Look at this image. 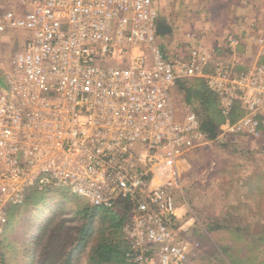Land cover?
<instances>
[{
	"label": "built area",
	"instance_id": "built-area-1",
	"mask_svg": "<svg viewBox=\"0 0 264 264\" xmlns=\"http://www.w3.org/2000/svg\"><path fill=\"white\" fill-rule=\"evenodd\" d=\"M159 20L154 0L0 4V34L25 33L7 69L0 61V245L12 207L59 188L126 213L128 264H219L195 238L184 159L212 142H264V62L238 71L197 33L163 50ZM185 79L216 95L217 141L193 107L176 119L171 93Z\"/></svg>",
	"mask_w": 264,
	"mask_h": 264
},
{
	"label": "rangeland",
	"instance_id": "rangeland-1",
	"mask_svg": "<svg viewBox=\"0 0 264 264\" xmlns=\"http://www.w3.org/2000/svg\"><path fill=\"white\" fill-rule=\"evenodd\" d=\"M16 2L0 0L2 6L8 7ZM154 3L159 11V21L172 29L169 35L159 36L168 42L160 39L163 50L165 45L170 50L178 46L179 50L188 33H197L205 38L207 47L210 43L213 45L211 50L215 47L221 49L218 56L223 62L249 63L250 67L256 62H264V48L261 47L264 46V0H154ZM13 34L17 37L12 39L9 36V41L0 46L5 69L8 68L6 61L21 48L22 41L18 37L22 33L15 30L10 32V35ZM253 35L259 37V41L251 40ZM230 37L238 41L237 48H244L241 54L237 48L223 50L228 46ZM176 84L171 95L176 119L182 121L189 105ZM0 85L6 87L4 77H0ZM257 147V150H251L253 154H249L247 145L241 143L222 145L212 142L193 153L190 161L184 159L189 165L185 180L186 198L200 225L195 238L219 264H245V260L240 258L244 252L248 255V264H264V243L261 241L264 240V224L261 219L264 215V211L261 212L264 196L254 195L255 192L252 193L253 190L246 185L251 173L259 171L255 164L260 166L264 162V150ZM260 156H263L262 159L256 160ZM47 191L50 205H59L55 208L57 211L46 212L41 216L42 212L38 214L36 206L31 205L22 214L20 210L14 212L15 219L8 227L15 232H9L10 247L0 250V264H23L30 253L37 259V264H63L70 253H74L78 264H87L92 248L100 244L103 239L99 234L103 230L101 225L96 228L99 232L92 236L91 241L78 248L79 231L90 220L82 211L91 206L65 189L53 188ZM61 223L63 227L59 229ZM31 229H34V235L40 232L39 242L34 245L31 239L28 241L32 237V232L29 233ZM238 230L245 232L241 234ZM231 231L237 232L238 236L230 234ZM114 239L111 238L112 241ZM113 263L124 264L119 260Z\"/></svg>",
	"mask_w": 264,
	"mask_h": 264
},
{
	"label": "trees",
	"instance_id": "trees-1",
	"mask_svg": "<svg viewBox=\"0 0 264 264\" xmlns=\"http://www.w3.org/2000/svg\"><path fill=\"white\" fill-rule=\"evenodd\" d=\"M176 85L178 91L183 94L184 101L189 106L193 107V109L198 114L201 115L202 130L207 134L208 138L211 141H217L219 134V126L223 123L224 118L219 111L216 95L208 89L206 82L202 79L180 80L177 82ZM235 109H238V105H236ZM237 117L238 113L235 112L232 118L236 119ZM221 144L225 145L226 143L221 141ZM259 181L261 182L262 187H264V179ZM254 186L255 184H253L252 188ZM31 205L36 206V212L38 214L42 212L41 216H43V214H45L46 212H56L57 209L55 208L59 207V205H50L48 191L39 192L37 190H32L28 194L26 202L22 206L10 210L9 225L12 224V220L15 219V217H13L15 214L14 212L17 213L20 210V213L22 214ZM82 212L85 213V215L89 216L90 220H88V222L83 225V227H81L79 231L80 240L78 248H81L85 243L90 242L92 236L95 233L99 232L96 230V228L100 225L103 226L101 227L103 228V230L99 232L103 239L101 240L98 246L92 248V254L88 258L87 264H114L113 262L117 260L124 264H128L125 259L127 242L124 238L123 233V226L127 216L126 213L121 212L119 210L110 211L94 207H87V209H84V211ZM98 216L99 218H96ZM20 218H22V215L20 216ZM62 225L63 223L60 224L59 229L63 227ZM33 231L34 229L29 230V233L32 232V237L28 238V241L31 239V242L34 245L39 242L40 235L38 234L40 232L37 235H34ZM242 231L245 232V230H238V232L241 234L243 233ZM9 232L14 233L15 230L11 229V227H7L4 240L0 245V250H4L5 247H10V245H8L9 243H11V239L9 238ZM233 234V236H238L237 232ZM248 236L249 235L247 233V239ZM114 237L116 238V240L114 239ZM111 238L114 239V242L111 240ZM261 241H263L264 243V240ZM255 243L257 244L258 241H255ZM73 254L74 253H70V255L68 254L63 264H78V260H75ZM243 254L244 255H240V258L245 260V264H248V255L245 252ZM27 258L28 260L25 261L23 264H37V259L33 258V255L31 253Z\"/></svg>",
	"mask_w": 264,
	"mask_h": 264
},
{
	"label": "crops",
	"instance_id": "crops-1",
	"mask_svg": "<svg viewBox=\"0 0 264 264\" xmlns=\"http://www.w3.org/2000/svg\"><path fill=\"white\" fill-rule=\"evenodd\" d=\"M4 7V9L5 10H8L11 6H3ZM264 12V11H263ZM159 23H164V22H159ZM22 33V35L21 36H19L18 38H22L23 36H24V32L23 31H19V33ZM9 36H11V38L13 39V37H17L15 34H13V35H10V33H9V35L8 34H3V35H1L0 34V46L2 47V45L4 44V43H6V42H8L9 41V39H8V37ZM10 38V39H11ZM205 39V38H204ZM2 43V44H1ZM239 45V44H238ZM209 47V49L211 50V46H213L211 43L208 45ZM238 47V46H237ZM262 48H264V46H261ZM215 49H217L216 47H215ZM238 50V52L240 53V52H243L244 51V48L243 47H239V48H237ZM246 49V53H247V48H245ZM241 54V53H240ZM245 58V56L244 55H242V58ZM2 57L0 56V61H2ZM226 62V61H225ZM227 62H229V61H227ZM262 62V61H261ZM235 69L236 70H238V71H243V70H246V69H248V68H250V66H248L249 65V63L248 64H244L243 62L242 63H238V64H236L235 63ZM253 65V64H252ZM251 65V66H252ZM212 66H213V64H212ZM210 68H212V67H210ZM218 108H219V106H218ZM235 112H237L238 113V116H240L241 115V111L239 110V108L238 109H236L235 110ZM211 144V143H210ZM210 144H207V145H204L203 146V148L204 147H206V146H209ZM240 144V143H239ZM241 144H243L244 146L245 145H247V147H248V149H249V154H253L252 152H251V150H255L256 148H258L257 146H259V148H260V150L261 151H263L264 150V142H255V141H241ZM257 150V149H256ZM259 150V149H258ZM262 157L263 156H260V157H258V158H256V160H260V159H262ZM264 158V157H263ZM248 159H252V158H248ZM262 164L259 166V165H257V164H255V167H257L258 169H259V171H257L256 170V173H251V176H250V178L249 179H247L248 181H247V183H246V185L248 186V188L250 189V190H253V192L252 193H254V195H261V196H264V187H262V184H261V182L259 181V180H263L264 179V166H263V164H264V162H261ZM254 167V166H253ZM253 184H255V186L253 187V189H252V186H253ZM248 190V189H247ZM257 211H259V209L257 208L256 209ZM264 211V208L261 210V212H263ZM261 219H262V223L264 224V215H262V217H261ZM233 233H236L235 231H231L230 232V234H232V235H234ZM233 247H234V245H233ZM205 251V250H204ZM206 252V251H205ZM206 254H208L207 252H206Z\"/></svg>",
	"mask_w": 264,
	"mask_h": 264
},
{
	"label": "water",
	"instance_id": "water-1",
	"mask_svg": "<svg viewBox=\"0 0 264 264\" xmlns=\"http://www.w3.org/2000/svg\"><path fill=\"white\" fill-rule=\"evenodd\" d=\"M172 29L169 25L166 23H159L157 28V33L159 35H169L171 33Z\"/></svg>",
	"mask_w": 264,
	"mask_h": 264
}]
</instances>
